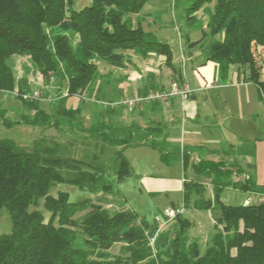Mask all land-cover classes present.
<instances>
[{
    "label": "trees",
    "instance_id": "obj_1",
    "mask_svg": "<svg viewBox=\"0 0 264 264\" xmlns=\"http://www.w3.org/2000/svg\"><path fill=\"white\" fill-rule=\"evenodd\" d=\"M89 1L75 10L71 0H0V92H15L21 105L33 111L11 121L0 109L3 126L55 128L61 118L71 127L76 123L84 127L80 109L66 108V99L110 84L111 74L102 75L98 63L123 67L128 52L142 59L163 56L165 65L172 67L170 46L141 26L145 17L140 13L148 0ZM179 1L187 26L196 21L200 40H208L205 61L215 64L220 80L227 78L232 66L248 67L244 82L255 86L264 114V0ZM198 11L207 16L205 24L195 17ZM14 56L30 58L33 69L57 84L52 122L39 101L23 98L28 89L24 77L21 81L15 77L10 62ZM113 100L108 99L110 105ZM112 109L106 105L103 112ZM128 129L126 133L131 132ZM181 156L183 169L191 168L193 177L183 181L182 212L165 225L149 223L126 208L109 209L90 200L72 202L65 192L49 195L57 184L94 194L110 191L111 185L103 183L104 170L86 159L54 156L47 147L27 150L0 140V210H6L12 226L10 233L0 234V264H264V202H220L226 187L253 193H263L264 188L247 177L232 184V175H244L242 168L219 167V162L208 160L189 163L191 154L185 150ZM129 173V162L120 157L115 182ZM200 177L211 181L212 198L205 197ZM185 209L210 212L212 232L204 245L189 234L194 223L183 215ZM118 244L113 254L111 249Z\"/></svg>",
    "mask_w": 264,
    "mask_h": 264
},
{
    "label": "rangeland",
    "instance_id": "obj_2",
    "mask_svg": "<svg viewBox=\"0 0 264 264\" xmlns=\"http://www.w3.org/2000/svg\"><path fill=\"white\" fill-rule=\"evenodd\" d=\"M176 3L175 0H148L140 13L145 17L141 24L143 30L151 33L157 40L167 43L172 52V67L165 65L163 56L154 54L148 56L153 58L151 61L142 62L140 58H133L129 61L128 70L137 75H142V86L144 85L147 88L145 93H141L144 86L137 89L132 81L125 80L123 83L127 85L126 96L120 98L117 89L118 81L115 80L114 74H111L110 85H101L100 91H97L99 88H95L94 93L83 94L81 97L72 96L66 99V108L81 109L79 120L83 121L84 127L77 123L74 124L76 126L71 127L61 118H59V125L55 128L26 125L6 127L1 124L0 120V140H11L27 150H31L36 145L47 147L51 149L54 156L86 159L104 170L103 183L111 185L110 191L94 194L79 190L73 185L57 184L50 188L49 195L56 196L58 192H65L72 202L90 200L94 204L109 209H130L147 222L159 224L160 221L167 218L166 208L181 209L182 194L173 191H149L145 188L143 180L145 178L162 180L175 175L179 171L183 172L179 146L181 144L191 146L194 142L207 148L216 149V152L213 153L214 157L212 155L211 157L220 162L219 167L242 168L244 170V175L234 174L231 176L232 184L242 182L246 178L245 175L248 174L250 181L258 185L253 170L250 168L251 171H248L247 162H249L248 158L249 160L252 158L253 149L261 148L263 152L264 114L261 111V104L257 100L255 86L243 82L249 74L248 67L232 66L235 71H231L227 79L223 81L219 79L218 75L206 83L201 80L197 76V68L202 66L201 64L206 58L204 49L208 40H200L201 33L194 29L197 26L196 21L192 23L193 27L187 26L182 10V1L177 0ZM89 4V0H71V6L75 10ZM212 5L213 3L208 8H211ZM195 17L203 24L207 20V16L202 11L196 12ZM132 18L134 19L135 16ZM204 29L207 32L205 27ZM198 40H200L198 43L192 46L188 45V41L189 43H195ZM10 62L16 79L19 81L23 77L25 79V85L28 89L25 95H29L32 100L39 101V108L44 111L47 120L52 122L55 117L52 109L58 102L55 99L57 88L55 81L52 78L45 80L39 72L33 69L31 59L28 57L14 56ZM160 62L164 64H160ZM101 66H99V71ZM111 70L114 73V68ZM149 74L151 76L148 77ZM127 75L129 76V74ZM182 82L186 85L185 87ZM204 84L207 87L200 94H204L207 99L205 105L202 106V110H204V113H219L216 119L210 117L209 125H203L201 131H197L195 135L182 122H179L178 125H168L163 134L175 137L174 140L176 141H171L170 144L161 142L160 138L152 139V137H148L144 129L146 125L145 113L141 115L137 111H133L136 106L153 102L158 103L156 105H161L176 97L175 102H178L177 105L180 110L179 98H184L188 94V90H195V88ZM112 88H115L113 94L111 93ZM34 92L37 93L36 96ZM148 94H156L161 97H156L154 100L142 99L140 103L134 105L122 103V100L134 97L145 98ZM109 96L114 99L110 102L111 105L108 102ZM224 99L227 101L228 109L233 113L232 115L226 114L228 111L224 108ZM120 102L121 104H117ZM242 102H244V105ZM80 103L82 105L78 106ZM106 105L126 110L127 122L129 123L130 120L140 122L139 126L142 128L138 129L139 127L134 125L128 129L131 132L124 133V130L119 127L118 122L111 115L108 116L107 120L105 119L103 107ZM94 108L97 109L98 114L89 123ZM0 109L4 110L5 116L11 121L33 113V111L21 105L15 98V92L11 94L0 92ZM249 111H251V114L248 115ZM177 116L182 119L181 114ZM90 129L93 133L95 130L97 132L103 130L104 133L91 135ZM130 133H135V135L129 137ZM119 139L125 140L127 146H124V143ZM144 140H146L147 146L141 144ZM216 140H218V144L213 143ZM151 145H154L155 148H152ZM198 152L200 155L203 154L205 152L204 148H202V153L200 150ZM120 157H124L129 162L130 173L124 180L116 183L114 173L118 168ZM261 179L264 182V175ZM197 180L205 187V197L212 198L209 178L200 177ZM260 186L264 188V183ZM40 200L39 208L42 209L43 200ZM220 202L225 205H242L244 202L246 203L243 205L259 204L264 202V192L253 193L238 188L226 187L220 193ZM30 210H33V208L31 207ZM183 215L194 223V227L189 231V234L197 238L201 245H204L212 232L213 221L210 212L185 209ZM44 216L47 219L49 215L44 212ZM11 230L12 226L8 213L5 209H1L0 234L10 233ZM118 249L119 244L115 245L111 252L115 254Z\"/></svg>",
    "mask_w": 264,
    "mask_h": 264
},
{
    "label": "crops",
    "instance_id": "obj_3",
    "mask_svg": "<svg viewBox=\"0 0 264 264\" xmlns=\"http://www.w3.org/2000/svg\"><path fill=\"white\" fill-rule=\"evenodd\" d=\"M127 56H128V59L125 62L123 67H112V66L106 65L104 63H98V67L100 65H102L101 69H103V70L100 69V73L102 75L114 74V78H116L115 80L118 81L117 82L118 83L117 89H118V96L120 98L123 96L124 97L126 96V90H127L126 86L127 85H126V83H123V81H125V80L132 81V84L135 87H137V89L144 86V85L142 86V75H137L136 73H133V72L128 70L129 61L133 58H140V57L135 56L131 53H127ZM140 59H142V58H140ZM151 60H153V58L148 57L146 59H142V62L151 61ZM204 61L201 64L202 66L200 68H197L198 69L197 76H199V78L206 83L207 81H210V80H213L214 78H216L217 70H216V66L214 63H212L210 61H205V62ZM160 64H164V63L160 62ZM110 68L111 69L114 68V73ZM231 71H235L234 67H230L229 73ZM127 74H129V76ZM104 78L106 79L107 77L105 76ZM243 82H244V80H243ZM182 83L184 84V82H182ZM245 83H249V82H245ZM108 85H110V84H108ZM185 86L186 85L184 84V87ZM206 87H207V85L204 84L201 87L195 88V90L194 89L191 91L188 90V94L184 98L178 97L179 103H180V110L178 109V105H177L178 102H175L176 101V99H175L176 97H175L166 103H162L161 105H156V104H158L156 102L144 104V105L140 104L139 106H136L133 111H137V113L141 114V115L145 113L144 118H146L145 119L146 125L144 126L145 127L144 129L146 131L145 130L144 131L147 132L148 137H152V139L153 138H160L161 142H168V143L171 141L176 142L174 140L175 137H173V136L171 137V136H169V134H163V131L165 130V128H167L168 125H170V124L178 125L179 122H182V123L186 124L190 128V131L192 132V134L195 135L197 131L198 132L201 131L203 125H205V124L209 125L208 121H210V117H212V119H216V117L219 115V113H217V112H212V113L205 112L204 113V110H202V106L205 105L207 98L204 94H200V93ZM112 89L113 90L111 91V93L113 94V92L115 93V91H114L115 88H112ZM117 89H116V91H117ZM198 94H200V95H198ZM257 100H258V98H257ZM223 103L222 104L224 105V108L228 111L226 114L232 115L233 113L231 111H229L227 101L225 99L223 100ZM242 103L244 105V102H242ZM136 104H138V103H136ZM81 105H82V103H80L78 106H81ZM259 108L261 109L260 105H259ZM80 111H81V109H80ZM261 111H263V110L261 109ZM97 114H98V111L96 108H94L93 113H92V117H91V119L89 118L90 119L89 123H91L93 121L92 118H94L95 115H97ZM107 114H109V115H107ZM179 114H181L182 119H179V117L177 116ZM249 114H251V111L248 112V115ZM110 115L113 117V119L116 120V122H118L119 127H121V129L124 130L123 131L124 133H126L127 128H131L134 125L139 127L138 129L142 128L141 126H139L140 122H134V121L130 120L128 123L126 110H124L120 107L113 108L108 113L105 112L104 113L105 119L107 120L108 116H110ZM141 115H140V118H141ZM89 125H91V124H89ZM263 128H264V125H263ZM133 135H135V133H132V134L130 133L129 137H132ZM89 137H91V136H89ZM259 139H261V138H259ZM121 140L123 141L122 143H124V146H127L126 141L123 139H121ZM145 141L146 140H144V142H142L141 144L144 146H147V143ZM152 143H153V141H152ZM195 143L196 142H194V144H191V146H186L185 144H183V145L181 144L179 146L181 152L185 150V151L189 152V154H191L189 163H191L190 161H198V160L215 161L211 157V155L214 157L213 153H214V151L216 152V149L207 148L202 144H195ZM213 143L218 144L219 142H218V140H216V142H213ZM137 145H139V144H137ZM189 147H191V148H189ZM202 148H204L205 152L200 155L198 151L200 150V152L202 153ZM189 149H191V150H189ZM251 157H252L251 160H249V158H248L249 162H247L248 171H251V169H252L255 177L258 180L257 181L258 185L259 186L263 185L264 182H262L261 177L264 175V148H263V152H262L261 148H259V149L256 148L255 150L253 149ZM227 168H229V167H227ZM182 170H183V172L179 171L175 175L163 178L162 180H154V179L145 178L143 180V184H144L145 188L148 189L149 191H173V192H180L182 194L183 181L185 180V178L189 179V178L193 177L191 168H188V172H185L184 169H182ZM245 177L248 178L249 175L247 174V175H245ZM245 203L246 202H244L243 204H245ZM166 209H172V208H166ZM169 219L170 218H164L165 221L164 220L160 221L159 224H162V223L165 224V223H167V220H169Z\"/></svg>",
    "mask_w": 264,
    "mask_h": 264
},
{
    "label": "built area",
    "instance_id": "obj_4",
    "mask_svg": "<svg viewBox=\"0 0 264 264\" xmlns=\"http://www.w3.org/2000/svg\"><path fill=\"white\" fill-rule=\"evenodd\" d=\"M34 95L36 96L37 93L34 92ZM159 96L160 95H156V94L155 95H153V94H150L149 95L148 94L145 98L134 97L132 99L122 100L123 101L122 103L125 104V105H134L135 103H140L142 101V99H144V100H148V99L154 100V98L159 97ZM23 98L24 99H27V98H31V97L29 95H24ZM117 104H121V102L120 103H117ZM181 212H182V209L181 210L180 209L179 210H175V209H166L165 210V214H166V217L167 218H172V217L175 216L176 213H181ZM154 238H155V236L150 238V243H153Z\"/></svg>",
    "mask_w": 264,
    "mask_h": 264
}]
</instances>
